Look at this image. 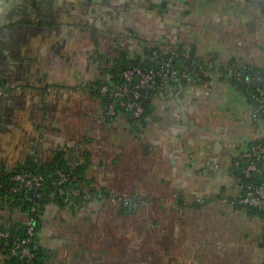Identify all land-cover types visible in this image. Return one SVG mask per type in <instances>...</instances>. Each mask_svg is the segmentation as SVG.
<instances>
[{
	"label": "crops",
	"instance_id": "1",
	"mask_svg": "<svg viewBox=\"0 0 264 264\" xmlns=\"http://www.w3.org/2000/svg\"><path fill=\"white\" fill-rule=\"evenodd\" d=\"M263 1L0 0V176L62 160L77 196L104 195H44V264L262 263L264 221L238 205L233 174L253 108L222 70H264ZM179 49L205 74L164 87L139 124L106 115L93 89L113 67ZM221 209L245 213L246 237ZM27 218L0 201V228L20 233Z\"/></svg>",
	"mask_w": 264,
	"mask_h": 264
},
{
	"label": "built area",
	"instance_id": "2",
	"mask_svg": "<svg viewBox=\"0 0 264 264\" xmlns=\"http://www.w3.org/2000/svg\"><path fill=\"white\" fill-rule=\"evenodd\" d=\"M187 57V55H184ZM161 70L131 68L121 74L122 82L112 83V77L108 76L103 82L105 85L94 87L100 95L106 97L108 103L103 106L109 118L117 116L118 110L126 111L128 119L137 123L143 116V99L145 92L155 91L160 93L164 87L170 83L180 81H192L206 70L198 73L184 68L181 72L172 69L171 58L162 59ZM226 79L234 75L229 71ZM256 79V78H252ZM258 81L263 80L258 77ZM156 93V94H157ZM258 104L251 112V120L256 126L257 134L248 142L246 149L241 152L233 163L234 172L238 173L240 195L237 203L247 209L264 212V86L258 90ZM55 181L51 183L56 189L57 198L65 205L75 206L78 201H88L91 199L103 200L102 193H88L76 195L73 191L77 177L72 173H65L57 170L54 173ZM46 178L41 174L26 172L24 170L11 174L6 184L0 182V201L9 204L11 200H16L19 196H24V201L32 203L33 198L40 197L44 190ZM32 194V196L30 195ZM38 213L37 207L32 203L30 213L26 223L25 237H13L11 232L0 230V241L9 242V256L18 257L25 264H32L35 256L32 244L35 238V220ZM264 244V240H263ZM264 252V249H263ZM264 263V258L263 261Z\"/></svg>",
	"mask_w": 264,
	"mask_h": 264
},
{
	"label": "trees",
	"instance_id": "3",
	"mask_svg": "<svg viewBox=\"0 0 264 264\" xmlns=\"http://www.w3.org/2000/svg\"><path fill=\"white\" fill-rule=\"evenodd\" d=\"M260 8L262 11V14L264 15V1L262 3H260ZM187 55V57H185L184 55ZM171 58L172 63H171V67L173 70H175L176 72H181L184 70V68H187L189 71H194L195 73H198L200 70H205V65L204 62L201 61L200 59L196 58L195 54L193 51H182V49L176 50L173 53H168V54H161L158 51H151L149 58L147 60H134V61H122L119 65L113 67L112 70H110L109 75L110 77H112V83H116L119 84L122 82V77L121 74L131 68H137V69H141L142 71H148L150 69L153 70H161L162 67V59H166V58ZM229 71H232V73H234V75H231L228 78V81L235 86L236 88H238L239 90H241L243 93H245L246 98L249 102V104L252 106V108H255L258 104V99H259V95H258V90L264 86V70L261 68H251V67H244V68H238V67H231L229 69H225L222 70V74H227ZM260 77L263 81L260 82L257 80V78ZM252 78H256L255 80ZM189 81H180L177 83H170L168 86L173 87V88H181L184 85H186ZM105 85V83L103 84V82L98 83V85H95L94 87H100ZM95 95L101 99L103 106H105L108 101L106 99L105 96L100 95L97 91H94ZM157 92L155 91H149V92H145L144 94V99H143V116L142 118L137 121V124H139L142 119L145 117V115L148 113L149 111V105H150V100L153 96L156 95ZM125 114L128 118V114L126 113V111L123 110H118L117 111V115L118 114ZM264 121V116L261 118ZM128 121L130 122V124H135V122H133L132 120L128 119ZM57 167H59V169H57ZM60 170L63 171L65 173H72L73 175H75L76 177L78 176V170H69L67 169V167L63 164L62 160H58L57 161V165L56 166H50L47 168H41L39 170L36 169H26L24 171L26 172H32L35 174H41L46 178V184L44 187V190L40 193V197H36L33 198V204L35 207H37V209L41 208V202L42 199L44 197V195H49V194H54L57 197L56 194V189L54 187H52L51 183L53 181H55V176L54 173L55 171ZM18 172V171H17ZM15 173V172H14ZM13 174V173H11ZM11 174H3L0 176V182L3 184H6L7 178L11 175ZM234 176L238 178V173L234 172L233 173ZM75 186V184H74ZM75 188L73 187V191L75 192ZM30 195V194H29ZM32 196V194L30 195ZM10 203H12L13 205H17L22 207V209L26 212V213H30L31 210V206L32 203H27L26 201H24V196H19L16 200H11ZM244 208V207H243ZM248 213L253 216V217H258L259 219L264 221V212H258L255 210H251V209H247L245 208ZM38 216H36V220H35V238L33 239V244H32V249L33 252L35 254L33 260H32V264H44L45 262V257L44 255L41 253V251H39L36 248V241H37V227H38ZM0 230L3 231H8L7 229H3L0 228ZM10 231V230H9ZM11 234L13 235V237H25V228H23V230L20 233H14L12 231H10ZM264 240V238H263ZM262 246L264 249V244L262 242ZM10 247V243L9 242H4V241H0V252L4 251L8 256H9V252H8V248ZM9 261L12 264H25L24 262L20 261L18 259V257H13V256H9ZM261 264H264L263 262Z\"/></svg>",
	"mask_w": 264,
	"mask_h": 264
},
{
	"label": "rangeland",
	"instance_id": "4",
	"mask_svg": "<svg viewBox=\"0 0 264 264\" xmlns=\"http://www.w3.org/2000/svg\"><path fill=\"white\" fill-rule=\"evenodd\" d=\"M237 213H228L226 210L221 209L222 212V221L225 225V229L226 231H230L232 233V231L235 230H240V235L242 237H246V235L250 232L249 229V223L248 220L246 219V215L243 211L240 210H236ZM262 225V220L260 219L259 222ZM250 235V234H249Z\"/></svg>",
	"mask_w": 264,
	"mask_h": 264
},
{
	"label": "water",
	"instance_id": "5",
	"mask_svg": "<svg viewBox=\"0 0 264 264\" xmlns=\"http://www.w3.org/2000/svg\"><path fill=\"white\" fill-rule=\"evenodd\" d=\"M132 206H133V202L130 203V207H132Z\"/></svg>",
	"mask_w": 264,
	"mask_h": 264
}]
</instances>
